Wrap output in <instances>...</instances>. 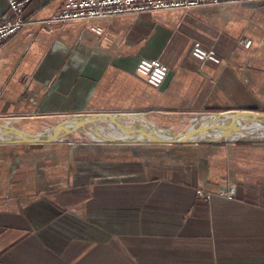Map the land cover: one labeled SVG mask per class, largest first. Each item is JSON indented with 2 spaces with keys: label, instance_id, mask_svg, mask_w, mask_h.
<instances>
[{
  "label": "crops",
  "instance_id": "crops-1",
  "mask_svg": "<svg viewBox=\"0 0 264 264\" xmlns=\"http://www.w3.org/2000/svg\"><path fill=\"white\" fill-rule=\"evenodd\" d=\"M66 1L30 0L0 45V118L36 133L78 113L264 112V0L46 24ZM143 57L168 65L160 87ZM93 141L0 142L1 264H264V139ZM228 182L234 198L198 197Z\"/></svg>",
  "mask_w": 264,
  "mask_h": 264
},
{
  "label": "built area",
  "instance_id": "built-area-1",
  "mask_svg": "<svg viewBox=\"0 0 264 264\" xmlns=\"http://www.w3.org/2000/svg\"><path fill=\"white\" fill-rule=\"evenodd\" d=\"M249 0H67L65 5L51 17L46 19V24L58 23L64 25L75 21H98L101 19L113 18L124 14H141L144 12L159 10L181 9L188 11L200 6L221 2L239 3ZM30 0H8V8L0 20V45L20 31L27 23L28 17L25 10ZM91 29L103 35L106 40L104 26L91 24ZM240 43L249 47L252 40L249 38L240 39ZM191 53L201 61L211 60L221 63L222 58L216 49L204 45L201 41L195 40L191 47ZM136 73L145 79L150 85L160 87L169 73V67L159 58L143 57L139 60ZM198 197L211 199L215 194L227 198L236 196L234 183L228 182L215 190H197ZM1 264V263H0Z\"/></svg>",
  "mask_w": 264,
  "mask_h": 264
},
{
  "label": "bare ground",
  "instance_id": "bare-ground-1",
  "mask_svg": "<svg viewBox=\"0 0 264 264\" xmlns=\"http://www.w3.org/2000/svg\"><path fill=\"white\" fill-rule=\"evenodd\" d=\"M205 115V114H204ZM206 117V116H205ZM188 119V118H187ZM0 121L12 122V119H2ZM189 121L193 125L205 124L208 130L203 133L199 132L193 135V140H222V139H239V138H262L264 139V120L252 118L243 115L234 119L233 112H226L221 116L211 114L206 118L200 116H191ZM189 128V127H188ZM94 129H98L100 134ZM126 129H131L130 133ZM148 130L152 134L163 137H171L174 133L170 127L160 125L143 116H125L120 118V122H114L109 119L98 120L96 123H89L84 129L79 128L76 132H81L89 140H108L109 138H127V139H148L149 135L142 133V130ZM47 131V134H50ZM61 135L60 138L70 137ZM19 137L13 131H3L0 128V139Z\"/></svg>",
  "mask_w": 264,
  "mask_h": 264
},
{
  "label": "water",
  "instance_id": "water-1",
  "mask_svg": "<svg viewBox=\"0 0 264 264\" xmlns=\"http://www.w3.org/2000/svg\"><path fill=\"white\" fill-rule=\"evenodd\" d=\"M234 119H237L243 115L250 116L252 118L258 119L260 121L264 120V112L258 113L254 111H233ZM224 113H216L217 116H221ZM125 116H143L142 113H112V112H92V113H78L74 115H66L62 117H57L51 119L49 125L41 129L36 133H32L23 129L22 125L19 122H9V121H0V128L3 131H13L19 135L16 138H4L0 139V142H11V143H44L52 142L61 139V135L69 136L73 134L79 128L84 129L85 126L89 123H96L98 120L109 119L114 122H120L121 117ZM147 118V117H146ZM170 129L173 130V127ZM50 131V134H47V131ZM96 133L100 134L98 129H94ZM208 130L207 125L199 124L193 125L187 128L184 131L176 132L174 131L171 137H163L157 134H152L148 130L144 129L141 132L149 135L148 139H127V138H109V142H126V143H144V142H154V143H183L194 141L191 139L193 135L199 132L205 133ZM126 132L130 133L131 129H126ZM118 139V140H117Z\"/></svg>",
  "mask_w": 264,
  "mask_h": 264
},
{
  "label": "rangeland",
  "instance_id": "rangeland-1",
  "mask_svg": "<svg viewBox=\"0 0 264 264\" xmlns=\"http://www.w3.org/2000/svg\"><path fill=\"white\" fill-rule=\"evenodd\" d=\"M191 116H194V115L177 116V115L168 114L166 116L167 118L164 119L163 123H161L160 125H165V126H168L170 128L173 127V130L181 131V130H184V129L190 127L193 124L192 121H189V117H191ZM70 135H71L70 136L71 138L76 139L77 141L96 142V141L87 139L81 132H74L73 134H70ZM259 139H262V138H239V140H259ZM104 142H109V141L104 140ZM116 143H126V142L117 141Z\"/></svg>",
  "mask_w": 264,
  "mask_h": 264
}]
</instances>
